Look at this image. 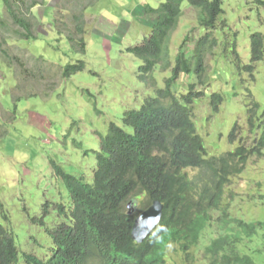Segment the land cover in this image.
I'll use <instances>...</instances> for the list:
<instances>
[{
	"label": "trees",
	"instance_id": "obj_1",
	"mask_svg": "<svg viewBox=\"0 0 264 264\" xmlns=\"http://www.w3.org/2000/svg\"><path fill=\"white\" fill-rule=\"evenodd\" d=\"M1 1L14 22L13 26L0 22L1 65L27 78L36 79L35 71L44 75L39 70L42 66L29 69L23 55L10 54L8 41L38 39L40 32L35 28L40 25L32 11L46 0ZM98 1L59 0L57 7L67 14V21L66 25L61 21L62 28L54 25L58 37L65 33L73 47L84 50L85 12ZM254 1L264 8L263 0ZM223 3L224 0H164L157 8L143 6L144 15L152 16L154 23L147 38L127 52L141 61L137 77L151 89L152 96L139 109L126 111L121 126L110 124L107 133L99 136L96 163L88 181L52 165L54 174L65 186L68 202L57 205L61 221L45 228L51 240L49 253L44 258L26 253L19 256L12 237L0 224V264H180L170 256L171 247L177 248L187 264H193L194 248L203 233L212 228L217 235L204 249L206 264H264V250L248 245L259 232H264V220L245 218L224 200L232 179L243 173L250 158L263 156L264 131L257 141L247 145L241 135L243 127L235 123L227 135L228 144L239 143L235 151L208 156L193 122L194 105L207 94L203 89H195V84H190L182 94L175 87L183 75L196 77L197 84L206 86L209 55L220 42L215 33L220 24L221 29L226 26L225 21L217 24ZM184 8L196 13L197 25L204 34L184 36L173 55L171 37ZM25 12L30 13L29 18L23 16ZM4 34L6 37H2ZM249 51L251 65L247 66L241 65L235 52L240 72H252V64L262 60L261 31L250 35ZM20 66L22 69L16 71ZM83 68L82 61L67 64L61 71L62 77L68 78ZM156 68L166 72L163 88L156 87ZM208 100L213 113H218L224 96L211 92ZM257 106L255 103L254 107ZM250 112L249 132L255 133L260 125L258 115L254 110ZM185 169H197L199 173L195 179H189ZM141 195L142 206L136 207L134 203V211L129 213L128 203ZM153 201L164 205L161 219L143 242L136 243L131 236L135 218Z\"/></svg>",
	"mask_w": 264,
	"mask_h": 264
},
{
	"label": "rangeland",
	"instance_id": "obj_2",
	"mask_svg": "<svg viewBox=\"0 0 264 264\" xmlns=\"http://www.w3.org/2000/svg\"><path fill=\"white\" fill-rule=\"evenodd\" d=\"M163 1L99 0L85 12L81 50L69 43L65 33L58 37L54 25L62 28L61 21L66 25L67 14L57 7L59 0H46L32 11L40 25L35 28L40 32L38 39L8 42L10 54L23 55L29 69L42 66L39 70L44 74L35 71L36 79L27 78L0 63V224L12 237L20 256L26 253L44 258L51 247L45 228L61 221L57 205L65 203L66 189L52 165L88 181L95 166L99 136L107 133L110 124L121 126L124 113L139 109L152 94L145 82L138 80L141 61L127 49L140 45L154 23L152 16L144 15L143 6L157 8ZM222 8L217 24L225 21L226 26L221 29L220 24L215 33L220 42L209 55L206 86L197 84L196 77L184 75L175 84L179 94L186 93L190 84L207 94L196 101L193 122L208 156L235 151L239 143L228 144L227 135L236 122L243 127L241 135L247 145L257 141L264 131V56L252 64V72L239 69L251 65L250 35L256 31L264 34V8L254 0H224ZM23 16L29 18L30 13ZM0 22L14 24L1 0ZM178 23L170 42L173 55L184 36L204 34L191 8H184ZM35 58L46 63L36 62ZM77 61H82L84 68L64 79L63 67ZM165 76L166 72L156 68V87L163 88ZM211 92L224 96L218 113L211 110ZM252 110L260 124L255 133L249 132L247 120ZM262 155L250 158L243 173L232 179L224 197L236 213L253 220H264V151ZM185 172L189 179L199 173L197 169ZM133 201L136 207L142 206L144 196ZM216 235L213 228L203 233L194 249L193 264H206L204 249ZM258 235L246 243L264 250V232ZM170 256L176 259L174 251Z\"/></svg>",
	"mask_w": 264,
	"mask_h": 264
},
{
	"label": "water",
	"instance_id": "obj_3",
	"mask_svg": "<svg viewBox=\"0 0 264 264\" xmlns=\"http://www.w3.org/2000/svg\"><path fill=\"white\" fill-rule=\"evenodd\" d=\"M162 215V204L154 202L147 210L140 213L135 219L132 228V238L137 243H141L152 229L159 223Z\"/></svg>",
	"mask_w": 264,
	"mask_h": 264
},
{
	"label": "clouds",
	"instance_id": "obj_4",
	"mask_svg": "<svg viewBox=\"0 0 264 264\" xmlns=\"http://www.w3.org/2000/svg\"><path fill=\"white\" fill-rule=\"evenodd\" d=\"M4 5V4H3ZM91 7V6H90ZM223 9V8H222ZM223 12H224V10H223ZM86 17V16H85ZM153 18V17H152ZM152 27V26H151ZM150 30H151V28H150ZM150 33V32H149ZM9 41H13V39H10ZM8 41V42H9ZM15 42H17V41H15ZM164 85V84H163ZM3 87H5V85L3 86ZM146 88V87H145ZM146 89H148V88H146ZM149 90V89H148ZM150 91V90H149ZM151 93H152V91H151ZM150 96H152V94L150 95ZM144 102V101H143ZM248 120H249V118H248ZM237 123V122H236ZM241 127H242V125L241 124H239ZM95 163H96V155H95ZM186 171V169L184 170V172ZM82 178V177H81ZM83 179V178H82ZM67 196H68V193L66 192V196H65V199H66V201H65V203H61V204H63V205H67V202H68V199H67ZM142 196V195H141ZM130 198H133V196L132 197H130ZM137 198H139V197H137ZM137 198H133L129 203H128V212L129 213H132L133 211H134V209L132 208V207H134L133 206V204H134V201L133 200H135V199H137ZM133 201V202H132ZM154 202H156V201H153L150 205H149V207L154 203ZM160 202V201H159ZM161 203V202H160ZM162 204V203H161ZM148 207V208H149ZM147 208V209H148ZM163 208H164V205L162 204V210H163ZM147 209H145V210H147ZM145 210H143V211H141V212H139L138 214H137V217H138V215L140 214V213H142V212H144ZM58 217V216H57ZM136 217V218H137ZM135 218V219H136ZM160 219H161V216H160ZM160 221V220H159ZM135 222V221H134ZM156 227V226H155ZM154 227V228H155ZM154 228L152 229V231L154 230ZM151 233V232H150ZM149 233V234H150ZM47 234V233H46ZM148 234V235H149ZM131 236H132V232H131ZM133 239V238H132ZM144 241V240H143ZM142 241V242H143ZM134 242H136V241H134ZM137 243V242H136ZM196 248V247H195ZM194 248V249H195ZM170 251H174L175 252V257H176V261L178 262V263H180V264H187V262H185L184 261V257L183 256H180V254H179V252H178V250H177V248L176 247H171L170 249H169V253H170ZM20 256V255H19Z\"/></svg>",
	"mask_w": 264,
	"mask_h": 264
}]
</instances>
